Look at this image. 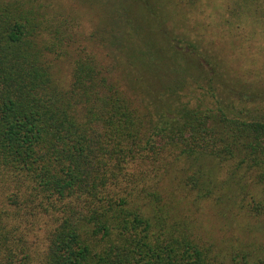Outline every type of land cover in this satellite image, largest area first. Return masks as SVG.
Masks as SVG:
<instances>
[{
  "label": "trees",
  "instance_id": "trees-1",
  "mask_svg": "<svg viewBox=\"0 0 264 264\" xmlns=\"http://www.w3.org/2000/svg\"><path fill=\"white\" fill-rule=\"evenodd\" d=\"M73 1L89 33L0 0V264H264V242L216 251L182 214L264 218V116L230 98L202 0ZM229 2L218 25L264 28V0ZM168 9L199 18L175 30Z\"/></svg>",
  "mask_w": 264,
  "mask_h": 264
},
{
  "label": "rangeland",
  "instance_id": "rangeland-1",
  "mask_svg": "<svg viewBox=\"0 0 264 264\" xmlns=\"http://www.w3.org/2000/svg\"><path fill=\"white\" fill-rule=\"evenodd\" d=\"M54 8L61 11L62 16L75 14L78 19L75 30L82 33H89L90 24L87 14L73 0H52ZM202 8L207 19L199 24L200 29L196 32L200 34L208 49L214 54L211 55L217 61V70L224 82L232 88L229 94L235 101L243 102L245 105L258 104L257 108L264 116V28H250L246 23L234 27H228L225 23L217 24L218 15L228 17L225 5L229 0H202ZM223 9V11H222ZM199 18L197 14L189 10L183 13L170 11L168 9V23L175 20V30H186L191 28L194 19ZM99 22H105L106 17H100ZM178 18L183 23L177 24ZM167 24V22L165 23ZM168 25V24H167ZM184 27V28H183ZM186 28V29H185ZM165 29L169 27L165 25ZM179 32V31H177ZM144 41H147L144 37ZM150 43L155 45V38H149ZM203 43L204 45H207ZM69 59L60 58L52 61V74L55 78L67 81L69 78ZM61 81V82H62ZM66 84V82H63ZM178 196L184 197L182 191ZM186 201L189 202L187 196ZM183 208L185 207L182 206ZM211 205L202 203L197 207H191L188 211L182 209V214L192 221L194 234L205 244L212 243L216 251L223 252L225 248L233 243L235 234H244L243 241L264 242V218L243 219L239 216H228L226 219L214 217L210 210ZM251 235L253 239H251ZM264 244V243H263Z\"/></svg>",
  "mask_w": 264,
  "mask_h": 264
}]
</instances>
